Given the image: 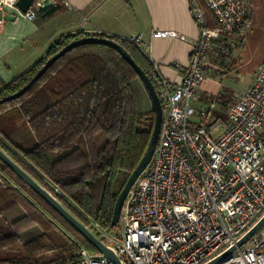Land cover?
<instances>
[{"label":"built area","instance_id":"obj_1","mask_svg":"<svg viewBox=\"0 0 264 264\" xmlns=\"http://www.w3.org/2000/svg\"><path fill=\"white\" fill-rule=\"evenodd\" d=\"M41 1L22 12L18 0H0V28L6 8L34 19ZM203 1L204 7L200 0H189L199 35L181 80L161 76L166 106L159 139L127 194L119 234L111 237L110 229L96 224L92 229L123 264H206L234 246L264 214V59L224 116L196 108L204 81H217L238 55V30L248 15L246 0ZM207 10L217 27L208 26ZM151 35L176 34L152 30ZM129 39L142 45L140 35ZM79 254L72 264H115L86 247ZM215 264H264V230Z\"/></svg>","mask_w":264,"mask_h":264},{"label":"trees","instance_id":"obj_2","mask_svg":"<svg viewBox=\"0 0 264 264\" xmlns=\"http://www.w3.org/2000/svg\"><path fill=\"white\" fill-rule=\"evenodd\" d=\"M246 2L248 15L239 35L245 34L253 17L252 1ZM206 17L209 27H217L208 10ZM91 35L80 31L59 37L39 62L0 89V99L23 87L68 43ZM94 35L117 41L131 54L151 79L164 108L161 76L143 49L128 38ZM137 79L116 49L84 43L59 57L22 96L0 104V147L93 230L95 224L112 228L117 197L153 132L154 111L137 107L133 86ZM214 97L221 104L227 102L222 93ZM23 123L36 139L28 148L12 137ZM99 135L104 138L100 146ZM16 205L25 214L0 225V264H72L79 261L82 247L97 252L0 160V212ZM30 228L35 234L24 239L22 232Z\"/></svg>","mask_w":264,"mask_h":264},{"label":"crops","instance_id":"obj_3","mask_svg":"<svg viewBox=\"0 0 264 264\" xmlns=\"http://www.w3.org/2000/svg\"><path fill=\"white\" fill-rule=\"evenodd\" d=\"M52 2L53 5L42 13L37 11V6L34 19L10 7L4 10L0 28V89L39 62L59 37L80 31L128 39L140 35V47L157 65L160 76L175 83L181 80L199 35L189 0ZM152 30H168L176 35L152 37ZM217 86V81H204L195 107L213 111L211 105L216 102L220 108L224 107L225 104L214 97L221 94ZM226 110L217 114L225 115Z\"/></svg>","mask_w":264,"mask_h":264},{"label":"water","instance_id":"obj_4","mask_svg":"<svg viewBox=\"0 0 264 264\" xmlns=\"http://www.w3.org/2000/svg\"><path fill=\"white\" fill-rule=\"evenodd\" d=\"M35 0H18L17 6L20 8L22 12H26L27 9L33 4ZM53 5L52 0H42L41 3L37 7V11L42 13L49 7ZM84 43H102L113 47L116 49L124 59L134 68L135 72L138 74L139 79L143 83L145 90L148 93V96L152 103V110L154 111V127L153 132L149 141V144L140 159L139 163L132 171L130 176L128 177L124 187L119 193L117 200L114 205L113 215L111 219V227H115L118 225L121 210L123 204L126 200L127 194L135 183L136 179L140 175V173L147 167L149 164L154 151L157 145L161 123L163 119L164 108L161 102V99L155 89L154 84L152 83L149 76L143 71V69L137 64L131 54L117 41L97 35L85 36L81 38L74 39L66 46H64L60 51L52 55L43 66L36 72V74L18 91L8 96H5L0 99V104L11 101L22 96L25 92H27L32 85L47 71V69L62 55L66 52L70 51L72 48L79 46ZM0 160L8 166L23 182L26 186L32 189L37 195H39L47 204H49L55 211H57L75 230H77L84 238L99 252L102 256L112 260L115 264H123L120 257L117 253L109 246H107L96 234L95 232L89 228L86 224H84L81 220H79L67 207H65L60 200L56 198L47 188H45L41 183H39L29 172H27L20 164H18L9 154H7L0 147ZM264 226V214L261 218L249 229L238 241L237 243L225 251L222 255L213 259L212 261L206 264H215L217 262L224 261L228 259L234 251H236L239 247H241L244 243H246L249 238L262 229Z\"/></svg>","mask_w":264,"mask_h":264},{"label":"rangeland","instance_id":"obj_5","mask_svg":"<svg viewBox=\"0 0 264 264\" xmlns=\"http://www.w3.org/2000/svg\"><path fill=\"white\" fill-rule=\"evenodd\" d=\"M251 1L253 4V17L245 34L237 36L241 43L238 55L228 63L217 80V88L220 93L227 96V102L222 108L219 107L220 104L217 102L212 104V117H216L218 115L217 112L226 110L229 104L233 102L235 93H240L249 87L255 78L259 64L264 58V0ZM133 86L138 109L141 111L152 109L151 100L141 80H135ZM12 137L14 141L25 148L31 147L36 143V139L27 123L21 124ZM103 142V136L99 135L97 144L100 146ZM24 214L25 210L20 205L8 208L0 212V225L8 224ZM262 229L264 230V226ZM33 234H35V230L30 228L22 232V237L27 239ZM117 234H119L118 226L112 227L109 236L116 237Z\"/></svg>","mask_w":264,"mask_h":264}]
</instances>
